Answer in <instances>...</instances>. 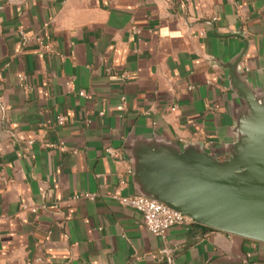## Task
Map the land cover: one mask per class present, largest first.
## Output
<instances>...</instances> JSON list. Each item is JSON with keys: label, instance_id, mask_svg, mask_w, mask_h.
Segmentation results:
<instances>
[{"label": "crops", "instance_id": "1", "mask_svg": "<svg viewBox=\"0 0 264 264\" xmlns=\"http://www.w3.org/2000/svg\"><path fill=\"white\" fill-rule=\"evenodd\" d=\"M232 67L264 101V0H0V264H264L262 242L191 220L161 239L116 200L140 145L230 159Z\"/></svg>", "mask_w": 264, "mask_h": 264}, {"label": "water", "instance_id": "2", "mask_svg": "<svg viewBox=\"0 0 264 264\" xmlns=\"http://www.w3.org/2000/svg\"><path fill=\"white\" fill-rule=\"evenodd\" d=\"M233 88L250 115L225 162L194 148L140 145L134 152L138 195L181 213L193 223L264 243V101L233 74Z\"/></svg>", "mask_w": 264, "mask_h": 264}, {"label": "built area", "instance_id": "3", "mask_svg": "<svg viewBox=\"0 0 264 264\" xmlns=\"http://www.w3.org/2000/svg\"><path fill=\"white\" fill-rule=\"evenodd\" d=\"M21 36L23 38V41H25L26 39L22 35V33ZM65 121L66 118L63 116L56 117V123L58 125H63ZM29 144H31V142H29ZM116 200L120 206L127 207L138 212L142 217L143 227L149 233L161 239L165 238L167 231L171 227L177 225H185L189 222V219L181 213L170 209L164 204L140 195L116 197Z\"/></svg>", "mask_w": 264, "mask_h": 264}]
</instances>
